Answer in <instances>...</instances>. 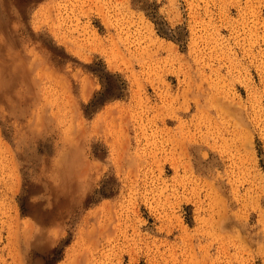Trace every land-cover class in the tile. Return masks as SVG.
I'll return each instance as SVG.
<instances>
[{"label":"rangeland","instance_id":"374dc122","mask_svg":"<svg viewBox=\"0 0 264 264\" xmlns=\"http://www.w3.org/2000/svg\"><path fill=\"white\" fill-rule=\"evenodd\" d=\"M0 264H264V0H0Z\"/></svg>","mask_w":264,"mask_h":264}]
</instances>
